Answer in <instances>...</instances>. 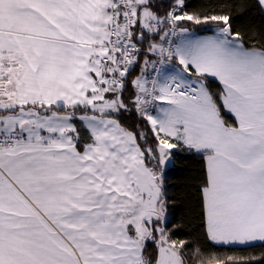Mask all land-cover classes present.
Listing matches in <instances>:
<instances>
[{
  "label": "snow or ice",
  "instance_id": "obj_1",
  "mask_svg": "<svg viewBox=\"0 0 264 264\" xmlns=\"http://www.w3.org/2000/svg\"><path fill=\"white\" fill-rule=\"evenodd\" d=\"M255 4L264 12V0ZM185 7L0 0V264H245L171 238L164 168L177 144L205 157L208 239L264 242V46H247L229 15ZM181 20L217 30L166 48L178 27L188 32ZM155 36L147 53L159 59L144 65L156 77L141 68L129 80L138 45ZM173 60L180 67H156ZM132 110L154 144L121 123Z\"/></svg>",
  "mask_w": 264,
  "mask_h": 264
},
{
  "label": "trees",
  "instance_id": "obj_2",
  "mask_svg": "<svg viewBox=\"0 0 264 264\" xmlns=\"http://www.w3.org/2000/svg\"><path fill=\"white\" fill-rule=\"evenodd\" d=\"M159 5L161 14L170 9L174 0H153ZM184 11L204 15L226 14L230 16V23L234 32L244 37L247 46H264V12L255 4V0H185ZM180 27L187 28L197 35L211 34L217 30V22L208 21L197 25L192 21H177ZM150 41V40H149ZM151 56L140 55L139 63L133 66L129 80L134 79L145 68L144 58ZM205 83L210 91L218 93L221 86L218 81L206 77ZM134 89L128 86L124 93L125 99L132 96ZM221 114L226 122L235 126V120L230 113L222 108ZM121 123L129 130L138 129L148 135V144L152 145L155 138L150 131V125L142 120L134 111L123 112ZM81 129L82 137L87 136L79 120L76 121ZM176 143L175 140H170ZM141 143H144L141 141ZM206 177L204 156L188 151L183 145L171 150V165L164 169V183L167 189L169 214L168 227L173 240H183L191 249L199 248L206 254H215L220 257L232 256L245 264H264V242H252L244 245H224L211 242L205 232L202 220V202L198 189ZM154 254V249H149Z\"/></svg>",
  "mask_w": 264,
  "mask_h": 264
},
{
  "label": "crops",
  "instance_id": "obj_3",
  "mask_svg": "<svg viewBox=\"0 0 264 264\" xmlns=\"http://www.w3.org/2000/svg\"><path fill=\"white\" fill-rule=\"evenodd\" d=\"M190 32H191V31L188 30V32H187L186 34H184L183 36H182V35L180 34V32H179V33L177 34V36L175 37V39H174V47H175L176 44L180 43L182 39H192V40H195V39H199V38H203V37H207V36H213V35L216 33V31H215V32H213V33H211V34L196 35V37H194V36L191 35ZM189 34H190V35H189ZM150 42H158V43H159V42H161V41H160L159 36H155L154 39L150 40ZM172 65H176V66L178 67V66H179V65H178V61L173 60V61L170 62L169 65L164 66L163 68H165V69H169V68L172 67ZM179 67H180V66H179ZM207 77L210 78V76H207ZM216 81L219 82V80H216ZM219 84H220V86H221V90H222L223 85H222L220 82H219ZM156 104L159 105V106H164V107H167V106H168L166 103H164V102H160V101H157ZM226 111H227V110H226ZM152 114L155 115L156 112L153 110V113H152ZM231 115H232V114H231ZM232 117L234 118L233 115H232ZM234 120H235V118H234ZM235 125H236V121H235ZM204 160H205V157H204ZM205 168H206V161H205ZM211 242H213V241H211ZM252 242H260V241H252ZM213 243H216V242H213ZM249 243H251V242H248V243H245V244H249ZM216 244H223V243H216ZM224 245H244V244H240V243H229V244H224Z\"/></svg>",
  "mask_w": 264,
  "mask_h": 264
},
{
  "label": "built area",
  "instance_id": "obj_4",
  "mask_svg": "<svg viewBox=\"0 0 264 264\" xmlns=\"http://www.w3.org/2000/svg\"><path fill=\"white\" fill-rule=\"evenodd\" d=\"M177 24H178V23H177ZM176 32H177V34L180 32L179 27L176 29ZM177 34H176V35H171V34H169V36L166 38V40L162 42V43H164V46H165L166 48H167V47H172V48H174V39H175V37L177 36ZM168 41H171V44H169ZM149 42H150L149 40H146V41L143 43V45H138V47H141V54H142V55H148V56H151V59H152L153 61L158 60V59H159L158 56L147 53V48H148V44H149ZM141 54H140V55H141ZM170 62H171V61L165 63L164 65H161V64L157 63V64H156V67H157V68H162V67H164V66L169 65ZM144 69H145V75H146L150 80H151L152 78L156 77V73L153 71V67H152V64H151V63H149L147 66H145Z\"/></svg>",
  "mask_w": 264,
  "mask_h": 264
},
{
  "label": "rangeland",
  "instance_id": "obj_5",
  "mask_svg": "<svg viewBox=\"0 0 264 264\" xmlns=\"http://www.w3.org/2000/svg\"><path fill=\"white\" fill-rule=\"evenodd\" d=\"M191 33V35L192 36H194V37H196V35L197 34H195V33H193V32H190ZM190 35V34H189ZM179 67V66H178ZM210 78H212V79H214V80H218L217 78H215V77H211L210 76ZM193 79H194V77H193ZM171 165V157H170V161L167 163V165H166V167L164 168V169H166V168H168L169 166ZM252 243V242H251Z\"/></svg>",
  "mask_w": 264,
  "mask_h": 264
}]
</instances>
